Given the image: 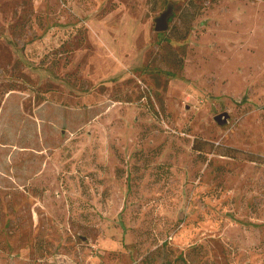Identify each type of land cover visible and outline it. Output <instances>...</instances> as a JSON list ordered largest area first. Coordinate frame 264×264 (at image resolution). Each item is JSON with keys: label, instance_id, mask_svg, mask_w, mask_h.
Wrapping results in <instances>:
<instances>
[{"label": "rangeland", "instance_id": "1", "mask_svg": "<svg viewBox=\"0 0 264 264\" xmlns=\"http://www.w3.org/2000/svg\"><path fill=\"white\" fill-rule=\"evenodd\" d=\"M0 264H264V0H0Z\"/></svg>", "mask_w": 264, "mask_h": 264}, {"label": "water", "instance_id": "2", "mask_svg": "<svg viewBox=\"0 0 264 264\" xmlns=\"http://www.w3.org/2000/svg\"><path fill=\"white\" fill-rule=\"evenodd\" d=\"M173 5H169L167 10L163 11L156 19L155 29L158 32H164L169 28L170 16L172 14ZM217 119L220 120V115L217 116Z\"/></svg>", "mask_w": 264, "mask_h": 264}, {"label": "trees", "instance_id": "3", "mask_svg": "<svg viewBox=\"0 0 264 264\" xmlns=\"http://www.w3.org/2000/svg\"><path fill=\"white\" fill-rule=\"evenodd\" d=\"M196 143H197V142H196ZM194 145H196V144H194ZM195 148H197L198 150L201 151V150H202V145L195 146ZM222 154L227 155L228 153L226 152V153H222ZM252 160H255L254 156H253Z\"/></svg>", "mask_w": 264, "mask_h": 264}]
</instances>
